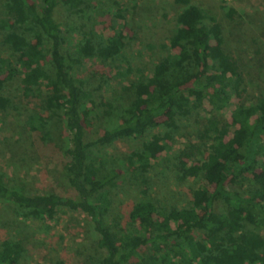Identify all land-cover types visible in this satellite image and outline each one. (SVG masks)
Wrapping results in <instances>:
<instances>
[{
  "label": "trees",
  "instance_id": "obj_1",
  "mask_svg": "<svg viewBox=\"0 0 264 264\" xmlns=\"http://www.w3.org/2000/svg\"><path fill=\"white\" fill-rule=\"evenodd\" d=\"M92 1L1 0L0 113L14 111L20 133L36 137L40 148L54 142V121L61 124L63 171L74 195H29L0 173V203L46 231L61 213H82L97 235L96 254L84 264H264V95L246 101L220 24L210 18L206 25L205 13L191 0H173L185 7L169 39L177 51L122 85L121 121L89 139L88 131L111 114L100 109L110 103L94 97L78 69L94 58L114 61L125 45L122 31L102 42L93 41L91 31L80 39L65 32L60 16L81 21ZM222 9L232 20L236 12ZM205 102V128L174 154L180 179L199 183L190 187L187 204L157 205L148 196L149 172L172 150L180 122ZM128 141L142 143L110 153ZM22 142L19 136L12 147L20 149ZM122 186L138 195L126 211ZM216 204L223 210L216 211ZM27 242L19 230L0 238V264H21Z\"/></svg>",
  "mask_w": 264,
  "mask_h": 264
},
{
  "label": "rangeland",
  "instance_id": "obj_2",
  "mask_svg": "<svg viewBox=\"0 0 264 264\" xmlns=\"http://www.w3.org/2000/svg\"><path fill=\"white\" fill-rule=\"evenodd\" d=\"M191 4L205 13L206 25L212 24L210 18L220 24L224 49L236 60L243 77L246 101L264 95V0H191ZM89 5L81 21L77 22L65 14L60 16V21L65 24L64 30L70 37L80 39L88 31L93 33V41L98 42L117 31H122L125 37V45L114 61L94 58L86 60L78 69V77L94 97L102 98L101 103H110L109 108L100 109L104 113L108 110L111 114H104L99 126L88 131L89 139H93L100 134V129L121 121L126 105V99L120 92L121 86L133 82L141 74H148L166 52L177 51L170 45L169 39L175 29L176 17L185 7L175 5L173 0H93ZM222 6L236 12L232 20L225 15ZM28 37L32 39V35ZM2 51L4 47L0 40ZM128 68L131 69L130 74L114 75L116 70L124 73ZM208 113L209 107L205 102L204 107L194 109L188 118L182 120L174 136L172 150L162 154L150 170L148 196L155 204L181 206L189 202L190 187L198 184L199 180L180 179L183 169L174 154L190 142H196V135L201 134L206 126ZM216 116L225 119L223 115ZM50 129L54 142L40 148L36 137L20 133L14 111L7 115L0 113V173L7 176L11 185L23 188L29 195L51 192L73 196L74 191L63 171L66 148L63 128L54 121ZM19 136L23 142L17 149L12 147V140ZM30 142L33 146H30ZM141 143L128 141L115 146L110 153L117 150L125 153L128 148L138 147ZM206 154L201 158L194 156L195 161L205 159ZM122 187L126 189L122 194V210L126 211V205L134 202L138 195L131 188ZM215 208L216 211L223 210L221 204H216ZM18 230L28 235L21 264H54L58 260L65 264H84L96 254L97 235L80 212L61 213L58 223L46 231L42 224L17 217L0 203V238L8 233L17 234Z\"/></svg>",
  "mask_w": 264,
  "mask_h": 264
}]
</instances>
